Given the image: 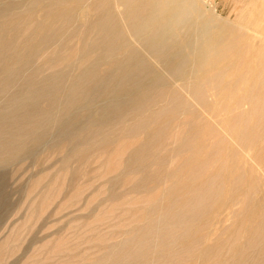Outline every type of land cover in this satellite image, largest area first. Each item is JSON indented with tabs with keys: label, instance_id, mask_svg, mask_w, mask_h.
I'll return each mask as SVG.
<instances>
[{
	"label": "bare ground",
	"instance_id": "1",
	"mask_svg": "<svg viewBox=\"0 0 264 264\" xmlns=\"http://www.w3.org/2000/svg\"><path fill=\"white\" fill-rule=\"evenodd\" d=\"M237 2L241 5L236 27L227 36L230 37L227 44L216 50L209 46L200 49L194 54L200 59L194 55L191 58L190 51H186L188 47L180 48L177 43V36L188 29L194 14L193 0H40L33 3L39 6L40 13L32 5L17 7L19 12L14 7L0 10V74L9 75L1 77L0 91L2 86L14 83L24 90L8 99L7 108H0L2 169L15 158L16 150L22 148V143L16 141L31 136L41 139L39 129L49 128L59 115H68L83 102H94L93 95L101 85L108 89L109 82L115 81L125 63L138 53L131 48L128 32L148 55L164 65L173 83L166 85L162 79L160 83L157 80L161 75L158 76L152 81H156L157 87H147L149 92L141 87V91L148 93L135 95L130 110H126L127 104L113 108L116 113L108 109L103 121L90 123L82 133L90 148L107 152L113 159L126 155L120 166L114 167V160V169H106L110 173L118 171L108 184L112 188L109 198L117 200L115 184L124 180L121 183L125 197L137 195L138 204L145 205L140 211L143 220L154 218L136 230L138 233L129 232L121 244L122 253L154 237L160 243L159 251L153 248L141 251L135 264H146L144 258L149 256H155L156 260L161 257L165 264H180L181 253L190 248L197 252L187 255L185 260L199 264H264V0ZM118 6L123 8L120 13L116 10ZM81 7L95 13V19L83 23L80 30H69ZM70 37L76 40L73 46L67 44ZM54 45L46 57V50ZM36 55L42 63L35 64L31 75L23 76ZM2 63L16 68L6 70ZM44 66L53 70L48 77L38 75ZM74 66L79 69L76 74ZM146 66L148 69L149 63ZM145 70L136 74L132 71L131 77L143 79ZM152 75L147 79L145 76L144 81ZM205 97L212 101L208 103ZM42 103L47 107L41 108ZM82 137L76 138V142ZM76 152L80 155L81 149ZM40 180H36L33 189L40 185ZM6 186L7 180L0 179V213L3 206L9 205ZM229 186L232 195L228 200L240 206L231 212L236 227L229 233V239L218 238L215 246L203 249L209 236L203 230L208 222L205 216L220 202ZM79 191L80 188L73 194L76 196ZM40 197L42 203L44 196ZM132 201H126L130 207L135 205V200L134 205ZM256 213L260 223L248 230L246 227ZM153 230L158 231L152 234ZM244 235L246 242L238 247L237 240ZM0 248L1 262L4 250ZM112 264L121 262L116 260Z\"/></svg>",
	"mask_w": 264,
	"mask_h": 264
},
{
	"label": "rangeland",
	"instance_id": "2",
	"mask_svg": "<svg viewBox=\"0 0 264 264\" xmlns=\"http://www.w3.org/2000/svg\"><path fill=\"white\" fill-rule=\"evenodd\" d=\"M36 1L38 2L40 0H0V10L14 7V10L19 12L20 10H17V7L21 6L26 8L27 6L32 5L33 7H37L35 12L39 9L37 12L40 13L39 6L33 5ZM240 5L241 4H239L237 0H193L192 8L194 9V14L189 20L188 29L184 30L179 36H177L178 47H188L186 51H190L191 55H189L191 58L193 57L192 55H196L200 49L207 48V46L215 47V50L216 48L220 49V46L222 48L227 44L225 42H228V39L230 38L227 36H229L232 32L231 30L236 27V19ZM118 7L116 8L117 12H122L123 8L121 6ZM66 8L68 9L69 7ZM66 8L62 7V9ZM78 13L74 17L76 21L73 19V23L72 21L70 22L72 24L68 26L69 30L77 31L78 28L80 30V28L85 25V22L93 21L96 17L95 13L87 11L85 7H81ZM72 25L73 27H71ZM228 27H230V30ZM127 38L129 39L133 51H138V53L136 52L133 60L131 59L125 63V69L123 68L120 73H118L119 75L117 74V76L114 77L115 81L112 79L114 83L116 82L115 84L113 81L111 84L109 82L110 85H107L108 89H104L105 84L103 86L101 85L100 90H102H99L100 92H95L93 95L94 98L92 101L94 100V102H90L91 104L93 103L92 106L89 102V104L83 102V105L78 107V109L76 108L68 115H59V117L53 121L54 123H51L49 128L39 129L38 133L42 134L41 139L37 140L34 139V136H31L24 138L21 141H16L17 144L22 143V148L16 150L14 153L15 158L6 165L7 168L2 169L4 164H0V179L2 180L5 178L7 180L6 189L9 197V205L3 206L0 213V247L3 248L2 251L4 250L0 264H103V262L104 264H112L113 261L115 262L116 260H119L121 264H135L141 251L145 252V250L149 248H153V251H159L160 247L158 246L160 243L153 237L152 240H147L146 238L145 241L144 239L141 246L134 245L127 252L123 251L122 253L121 244L125 241L127 236H129L130 233H138L136 230H141L147 225V220L154 218L148 217V219L143 220L144 216L140 215V211L145 205L141 203L138 204V201L135 199L137 195L129 194L130 196L127 195L125 197L126 190L123 189L122 185V181L124 180L115 184V192H117V195L119 193L117 200L115 198H109V191L112 190L109 183L114 181L118 171L116 173H110L106 172V169L107 171L108 169L111 171L114 169L113 166H120L126 155L122 154L123 156L119 159H113V157L111 158L110 154L107 152H103L96 147L90 148L88 138L82 137L84 134V128L87 126V129L90 123L103 121L104 116L107 115V113L105 114L104 112H107L108 109L111 113H116L113 108L119 107L120 104L123 106L127 104L126 110H130L129 106L131 107V105L129 104H131L135 95L138 96L140 92L146 94L150 91L149 88L153 89L154 87H157L156 81L154 83L152 81L158 79V76L161 75L157 80L160 83L165 81L166 85L167 83L170 85L173 83L172 76L166 73L163 69L164 65L163 67L161 66L162 63L148 55L143 50L140 43L130 36V33L128 32ZM72 39L70 37L67 41L68 46H73L74 43H76L75 38L72 37ZM178 47H175V51ZM54 48L55 45L49 47L46 50L45 56H49ZM64 50L66 52V46L62 51L63 54H65ZM38 57V55L33 57L32 64L24 70L25 72L22 74L23 76L31 75L30 73L31 71H34L36 65L42 63L40 60L41 58ZM141 57H144V59ZM195 58L200 59L197 56H195ZM208 60H210V58H208ZM144 61H147V65L149 63L148 69V66H146ZM139 63L145 68H141ZM134 64L136 66H134ZM129 65L131 67H129ZM132 65L135 68L134 70L131 69L133 68ZM1 66L6 70L16 68L14 65L7 63H2ZM76 66L79 67L78 63ZM76 66H74L73 69L74 74L79 71ZM137 66L139 70L146 69L142 75L143 79L138 78L137 76L136 79L135 76L131 77L132 74H136L139 71ZM153 67L156 69V72ZM124 70L127 74L124 73ZM128 70L130 73H128ZM147 70H149V72ZM38 73L39 76L48 77L53 73V70L48 66H44L40 68ZM13 75L14 74H12V76ZM151 75V79L144 81L147 79V76L150 78ZM5 76L9 75L3 73L0 74V81L1 77ZM120 79L121 81L124 80L125 83L123 84V81L121 82ZM137 79L140 81L139 85L136 83L138 82ZM141 80H143L144 83ZM169 80H171L170 83ZM128 81H130L131 84L130 82L128 83ZM126 82L128 83V86ZM146 82H149L150 84L148 83L144 86ZM177 83L180 84L179 82ZM1 84L2 83L0 82V86ZM132 84L134 85L132 86ZM2 87V92L0 91L1 109L9 106L7 101L12 95L24 91L19 83ZM141 87H143L144 91L148 92L141 91ZM147 87L149 88L147 89ZM105 90H107V93ZM98 94H101L102 96L104 95V97L100 98L101 95H99V97L97 96ZM205 99L208 103L212 101L211 98L208 97H205ZM46 107L47 104H41V108ZM78 137L82 138L76 142L75 139ZM229 142L234 146L232 140ZM78 147L81 149L80 155L76 152L80 150ZM99 157L100 159L98 160L97 158ZM114 160L115 162L112 166ZM116 160L118 161L116 162ZM103 171L105 172L103 173ZM5 174L6 176L4 177ZM37 179H41L40 181L42 182L38 187L36 186L33 189V185ZM97 179L98 181H96ZM75 187H77V189ZM79 188L80 191L76 192L78 194L75 196L73 192ZM40 195L42 196L40 197ZM94 195H96V199H94ZM230 195H232V189L229 186L225 189L224 197L212 209V211L205 216V220L208 222L207 226L203 227V230L204 233L210 237H207V241L202 246V248L204 247L203 249H205V247L209 248L215 246L220 240L229 239V233L236 227V219L232 217L231 212L239 210L240 206L232 205L230 203L228 200ZM39 197L41 199L43 198L42 203L44 204L42 208L40 207L42 206V203H39L41 202ZM259 199L260 198L258 197L257 201H259ZM132 200H135V205ZM118 201H120V203L122 201V203L119 204ZM126 201H130L129 203L132 201L134 206L130 207L129 203ZM257 207L258 206H256V208ZM137 218L139 224L136 223ZM260 220L259 213H256V217L252 219L246 228L250 230L252 227L259 224ZM122 224L124 225L121 226ZM154 231L156 230H153L152 234H154ZM14 233L16 234L14 235ZM194 237L196 238V236ZM246 239L245 235L241 236L237 240V246L242 247L246 242ZM194 250L195 249L192 250L190 248L185 251L186 253H181L182 256L180 255L179 261L182 264L183 262L185 264H199L197 261L188 258L185 260L187 255H192V253L195 254L197 252ZM117 254H119L120 257H118ZM152 258L154 261H152ZM144 262L146 264H165L161 262V257L156 260L155 256H149L148 259L144 258ZM174 264L178 263L175 262Z\"/></svg>",
	"mask_w": 264,
	"mask_h": 264
}]
</instances>
